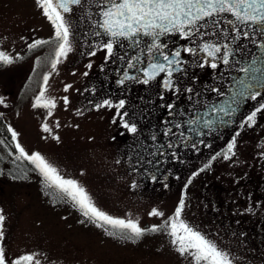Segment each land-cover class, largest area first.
<instances>
[{"label":"rangeland","instance_id":"rangeland-1","mask_svg":"<svg viewBox=\"0 0 264 264\" xmlns=\"http://www.w3.org/2000/svg\"><path fill=\"white\" fill-rule=\"evenodd\" d=\"M39 9L36 0H0V52L12 61L0 62L1 118L17 133L15 143L29 154L39 152L63 178L76 180L101 211L158 231L121 237L119 229L86 218L38 172L21 180L0 177L6 264L26 255L33 257L30 264H193L177 252L166 226L181 200V219L228 252L234 264H264V134H248L229 159H216L215 170L205 149L198 161L158 167L122 161L113 119L88 96L104 66L103 52L73 22V50L53 70L58 45ZM36 41L46 43L33 47ZM42 90L54 109L34 106ZM145 168L154 175L147 177ZM153 209L163 216H151Z\"/></svg>","mask_w":264,"mask_h":264},{"label":"flooded vegetation","instance_id":"flooded-vegetation-1","mask_svg":"<svg viewBox=\"0 0 264 264\" xmlns=\"http://www.w3.org/2000/svg\"><path fill=\"white\" fill-rule=\"evenodd\" d=\"M96 11L93 0H89L83 8L76 7L70 18L76 23L79 32L85 30L94 37L97 44L102 38L93 35L98 30L94 27V21L98 18ZM221 16L231 19L228 14ZM226 27L221 20L217 30L220 34L212 35L209 21L206 35L197 34L191 40H186L174 33L160 38L159 42L167 45L163 49L165 54L172 51L181 53L178 65L180 70H174L171 77L175 91L164 87L163 81L169 79L166 73H158L148 83L142 82L147 79L143 72L147 70L150 60V54L141 50L143 44L137 47L130 41H121L124 46H114L116 55L110 58H106V51L99 48L103 52L104 66L99 77L93 81V93L89 91L88 96L94 98L92 103L104 109L113 119L121 144L122 161L132 165L158 167L198 161L204 157L205 149L210 151L207 163L209 161L211 169L215 170L216 159L222 157L227 151V145L233 140L237 147L248 134H264V61L259 59L264 48L258 49L248 40H233L231 34L225 40L223 33ZM228 31L231 33L232 30L229 28ZM201 32H205V29H201ZM205 42L221 47L225 43L229 44V64L225 65L220 59L224 55L223 47L215 61L199 51ZM185 48L196 51L189 53ZM210 62L217 63L218 67L213 69ZM129 63L134 67L129 68ZM201 64L204 66L201 67ZM244 68L254 70L245 72L242 70ZM125 73L133 78L125 79ZM121 80L123 83H120ZM253 83L255 88H245V85ZM190 86L196 93L187 91ZM242 91L246 93L244 97L240 96ZM254 92H259V95L251 99V93ZM104 100H108L111 106H104ZM120 100L125 101L124 109L115 106ZM170 104L175 105L173 114L166 107ZM257 108H261V111L257 112L255 123L248 122V115ZM125 111L128 115L122 120L117 113L123 114ZM185 120L197 123L187 125L186 128ZM124 121L135 123L137 132L133 134L125 129L122 126ZM177 124L181 126L176 127ZM166 132L168 135H165ZM189 152H193L190 158L187 156ZM202 163L207 164L206 161ZM147 171V177L155 173Z\"/></svg>","mask_w":264,"mask_h":264},{"label":"snow or ice","instance_id":"snow-or-ice-1","mask_svg":"<svg viewBox=\"0 0 264 264\" xmlns=\"http://www.w3.org/2000/svg\"><path fill=\"white\" fill-rule=\"evenodd\" d=\"M36 2L42 10V14L51 22L54 28V36L58 45L55 52L56 59L52 62V69L55 70L60 59L66 57L73 50L71 39L74 35L72 30L73 21L70 16L76 7L83 8L89 3V0H36ZM93 6L97 10L95 15L98 17L94 21V27L98 30L93 35L102 38L96 46L106 51V58L116 55L114 46H124L121 41H130L132 45L137 47L143 44L144 48L141 50L150 54V60L147 70L143 72V76L147 79L142 82L148 83L158 73H166L169 79L163 81L164 87L173 91L175 89L171 77L174 70H180L178 65L180 64L179 57L181 53L180 51H172L165 54L163 49L167 45L159 42L162 36L178 33L182 38L191 40L197 34L200 36L207 34L209 21L212 25L211 34L219 35L220 33L217 30L221 20H223L227 26L223 33L225 40L231 34L233 40H248L258 49L264 48V0H93ZM221 14H228L231 19L227 16H221ZM229 28L232 30L231 33L228 31ZM201 29H205V32H201ZM103 37L108 39L105 40ZM43 43L46 42L36 41L33 47ZM222 47L224 55L220 59L227 65L229 64L230 55L228 52L229 44L225 43ZM222 47L205 42L199 51L206 53L208 57L212 58V61H215L217 54L221 53ZM184 50L189 53L196 51L193 48H185ZM89 55L94 56L96 52L91 51ZM120 59H124V57H120ZM259 59L264 61V52L259 54ZM0 62L11 63L12 61L8 55L0 52ZM127 66L129 68L134 67L132 63ZM200 66L203 67L204 65L201 64ZM210 66L213 69L218 67L215 62H210ZM88 67L91 68L92 65L89 64ZM242 70L249 72L254 69L244 68ZM87 74V72L84 73V75ZM132 78L125 73V79ZM48 80L49 77L45 76V86L48 84ZM120 83H123V80ZM68 87L70 85L66 86L65 91ZM255 87V83L245 85L246 89ZM187 91L191 93L193 90L188 88ZM245 94L242 91L240 96L244 97ZM44 95L45 93L42 90L34 106L54 109L56 107L55 102L51 99H44ZM257 95H259V92L251 93L250 98L256 99ZM42 100L43 103H41ZM64 102L65 104L68 103L67 98H64ZM103 105L111 106L108 100H104ZM115 106L118 109H124L125 101L120 100ZM166 107L169 113L173 114L175 105L170 104ZM259 111H261V108H257L256 111L249 114L247 121L255 123ZM117 114L121 115L122 120L128 115L126 111L123 114L119 112ZM49 115H51V112H49ZM185 123L192 125L197 122ZM122 126L133 134L137 132L135 123L124 121ZM180 126V124L176 125V127ZM43 130L45 132L51 131L47 125L44 126ZM8 132L11 133L12 140L16 141L17 133L11 127L8 128ZM165 135H168V132ZM169 147H172V145L169 144ZM234 147L235 140L227 145V151L223 154L224 159H229V154H234ZM15 150L18 152L15 157L16 160L27 161L34 166L35 171L42 176L48 186L58 189L68 197L82 214L92 222L97 223L98 227L111 226V228L119 229L121 233L132 239L140 238L147 231L153 233L158 231L156 226L146 229L131 219L126 221L109 216L95 206L87 191L76 180L63 178L57 168L39 152L29 154L19 142L15 143ZM117 162L119 163V161ZM132 187L135 188L136 185L133 184ZM184 208L185 203L181 200L175 209L174 215L166 221L169 235L173 238L172 243L176 245L177 252L181 255L190 256L193 264H234V258L228 252L219 248L215 242L181 219ZM150 215L159 217L163 216V213L153 209ZM4 219V216L0 214V226L3 225ZM2 237L3 232L0 228V238ZM32 260L31 255H26L16 260L14 264H30ZM0 264H6V257L2 248H0Z\"/></svg>","mask_w":264,"mask_h":264},{"label":"trees","instance_id":"trees-1","mask_svg":"<svg viewBox=\"0 0 264 264\" xmlns=\"http://www.w3.org/2000/svg\"><path fill=\"white\" fill-rule=\"evenodd\" d=\"M8 128L9 127L0 116V177H5L10 180H21L32 174H36L37 171H35L34 166L27 161L15 159L18 152L15 150V141L12 140ZM118 232L119 235L123 237L121 231L118 230ZM255 236L258 237V234L255 233ZM261 240L264 242V238H261Z\"/></svg>","mask_w":264,"mask_h":264}]
</instances>
